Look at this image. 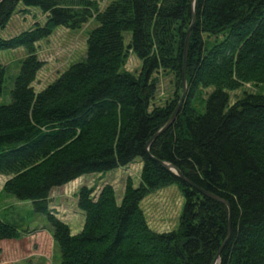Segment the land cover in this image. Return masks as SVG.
Here are the masks:
<instances>
[{
    "label": "trees",
    "instance_id": "obj_1",
    "mask_svg": "<svg viewBox=\"0 0 264 264\" xmlns=\"http://www.w3.org/2000/svg\"><path fill=\"white\" fill-rule=\"evenodd\" d=\"M21 5L39 9L45 22L4 37L0 50L23 47L10 102L0 104V191L30 201L47 217L60 251L59 264H264V94L229 91L264 84V0H195L186 60L188 90L182 107L149 146L156 159L174 165L210 199L151 159L146 143L170 118L178 94L150 106L157 75L173 76L182 91L191 0H2L0 30ZM26 11V10H25ZM89 20L82 61L71 64L36 92L43 64L35 43L59 26L76 30ZM140 71L125 69L129 52ZM7 67L0 63V95ZM206 96L193 106L197 90ZM176 91V93H177ZM142 162L140 182L125 180L120 200L110 184L96 196L82 185L77 207L81 230L49 208L50 192L81 176ZM175 184L183 196L176 229L154 231L141 208L151 191ZM229 227V231H228ZM18 236L0 219V239Z\"/></svg>",
    "mask_w": 264,
    "mask_h": 264
},
{
    "label": "rangeland",
    "instance_id": "obj_2",
    "mask_svg": "<svg viewBox=\"0 0 264 264\" xmlns=\"http://www.w3.org/2000/svg\"><path fill=\"white\" fill-rule=\"evenodd\" d=\"M96 1L100 8H103L110 0ZM17 12L20 11L15 13ZM22 12L24 13V11ZM15 13L12 14L13 19ZM29 15L28 19L31 17L32 20L36 19L37 21L31 22L29 20L27 26L13 27V20L11 22L9 19L7 25L10 24V27L8 26L6 30H0L1 35L13 34V32L20 29H29L35 23L42 25L45 22L44 16L39 12H32ZM30 22L31 25L29 26ZM95 24V21L89 20L76 30H70L62 26L56 27L50 35L39 39L35 43L36 55L43 63L31 83L36 92L53 82L71 64L83 60L86 52L87 35ZM25 55L26 51L23 47L0 50V63L7 67L3 93L0 95V104L10 102V90L13 88L15 76L20 71L21 59ZM140 67V59L134 52L130 51L125 62V69L137 74ZM156 77L158 83L150 106H165L166 102L176 94L180 98L182 91L175 90V82L169 72L160 71ZM187 90L188 86L186 84ZM207 91H209V88L197 90L191 102L194 107L197 106L201 97L206 96L205 92ZM243 91L264 94V84L243 83L238 89L229 91L230 103L240 97ZM141 166V160L135 159L125 167L102 173L86 174L67 185L55 187L50 192L49 208L55 216L68 223L72 233H77L81 230L84 222V213L77 207L76 193L78 189L82 185L94 187L93 196H96L103 185L110 184L114 188L115 196L119 201L123 194L126 178L129 177L132 184L138 186ZM6 179L5 174H0V189ZM183 201V196L178 187L171 184L149 192L142 199L140 205L146 219L151 222L154 231H171L178 226ZM0 219L15 226L18 230L17 237L0 239V264L60 263V251L53 239L52 227L44 214L34 210L30 201H20L15 199L12 194L0 191Z\"/></svg>",
    "mask_w": 264,
    "mask_h": 264
},
{
    "label": "water",
    "instance_id": "obj_3",
    "mask_svg": "<svg viewBox=\"0 0 264 264\" xmlns=\"http://www.w3.org/2000/svg\"><path fill=\"white\" fill-rule=\"evenodd\" d=\"M0 1H2V0H0ZM191 2L193 4V16H192L191 24L189 25V27L187 29L185 43H184V55H183V65H182V74H181V78H182V93H181V96L179 98V101L177 102V105L174 108V110H173L170 118L168 119V121L146 143L145 151H146V153L148 154V156L151 159L155 160L162 167H164V168H166V169L174 172L178 176V178L180 180L184 181L188 185H190L193 188L197 189L201 194L209 197L210 199H213L215 201H218V202H221V203L225 204L227 206V208H228V211H229V223H230V211H231V208H230V206H229V204H228L227 201H225L224 199H222L221 197H219V196H217L215 194H212V193H210L208 191H205L204 189L198 187L196 184H194L188 178H186L174 165H172V164H170L168 162H165V161L156 159L155 157H153L149 153V146H150L151 142L154 140V138L158 134H160L163 130H165L170 124H172L173 120L175 119L177 113L179 112V110L181 108V105H182V103L184 101V98H185V95H186V92H187L186 91V60H187V48H188V40H189V35H190L191 27H192V25L194 23V20H195V17H194V2H195V0H191ZM228 231H229V227H228ZM218 256H219V251L216 253L215 258H214V261H213L212 264H215L217 262Z\"/></svg>",
    "mask_w": 264,
    "mask_h": 264
},
{
    "label": "crops",
    "instance_id": "obj_4",
    "mask_svg": "<svg viewBox=\"0 0 264 264\" xmlns=\"http://www.w3.org/2000/svg\"><path fill=\"white\" fill-rule=\"evenodd\" d=\"M18 8L20 9V10H24V13L22 12V11H20V12H17V13H15V18L13 19V16H11V18H10V21L12 22V20H13V22L12 23H14L12 26L13 27H22V26H27L28 24V22H29V20L32 22V21H35L36 19H31V17H30V19H28L27 17L28 16H30L29 15V13H36V12H39V14H42L43 16H44V18H45V14L44 13H42L39 9H37V8H33V7H30V8H28V10L25 8V7H23V6H21V5H19L18 6ZM26 10V11H25ZM19 18V19H18ZM37 21V20H36ZM10 22V23H11ZM31 22H30V24H29V26L31 25ZM8 23H9V21H8ZM18 26H17V25ZM7 25V24H6ZM10 24H8L7 26H5L4 27V29L6 30L7 29V27L9 26ZM28 26V27H29ZM10 27V26H9ZM60 27V26H59ZM23 29H20V30H18V31H15V32H13V34L12 33H9V34H5L4 35V37H8V36H11V35H14V34H17L18 32H20V31H22ZM2 62V61H1ZM125 167V166H124ZM119 168H121V167H119ZM118 169V168H117ZM82 177V176H81ZM80 178V177H79ZM78 179V178H77ZM76 180V179H75ZM74 181V180H73ZM72 182V181H71ZM70 183V182H69ZM68 184V183H67ZM66 184V185H67ZM99 191V190H98ZM50 198H51V195H50ZM147 220V222H148V225L150 226V228L151 229H153L152 228V225H151V222L148 220V219H146ZM66 224H68L67 222H65ZM154 230V229H153ZM72 232V231H71Z\"/></svg>",
    "mask_w": 264,
    "mask_h": 264
},
{
    "label": "bare ground",
    "instance_id": "obj_5",
    "mask_svg": "<svg viewBox=\"0 0 264 264\" xmlns=\"http://www.w3.org/2000/svg\"><path fill=\"white\" fill-rule=\"evenodd\" d=\"M176 118V117H175ZM174 121V120H173Z\"/></svg>",
    "mask_w": 264,
    "mask_h": 264
}]
</instances>
